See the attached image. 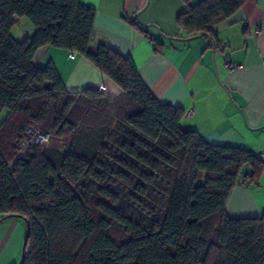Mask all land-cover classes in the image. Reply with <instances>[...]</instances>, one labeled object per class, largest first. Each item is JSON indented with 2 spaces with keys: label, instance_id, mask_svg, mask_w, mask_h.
I'll use <instances>...</instances> for the list:
<instances>
[{
  "label": "trees",
  "instance_id": "1",
  "mask_svg": "<svg viewBox=\"0 0 264 264\" xmlns=\"http://www.w3.org/2000/svg\"><path fill=\"white\" fill-rule=\"evenodd\" d=\"M184 2L178 25L215 45L214 25L247 0ZM95 16L80 0H0V219L28 224L23 264H264V216L226 209L245 168L257 184L264 162L184 130V111L161 104L130 57L91 48ZM18 18L33 37L12 36ZM45 46L84 56L122 94L69 92L52 63L35 65ZM29 129L59 147L17 158Z\"/></svg>",
  "mask_w": 264,
  "mask_h": 264
},
{
  "label": "crops",
  "instance_id": "2",
  "mask_svg": "<svg viewBox=\"0 0 264 264\" xmlns=\"http://www.w3.org/2000/svg\"><path fill=\"white\" fill-rule=\"evenodd\" d=\"M80 1L96 11L91 48L104 43L130 57L158 101L184 111V130L196 131L211 146L250 151L264 162V0H247L235 15L215 24V45L178 25L184 0ZM36 32L27 18H18L11 30L20 42ZM34 63L40 68L52 63L69 92L96 87L113 99L122 94L77 52L45 46ZM247 175L228 199L231 219L264 216V171L257 184H249ZM26 235L23 219H0V264L22 263Z\"/></svg>",
  "mask_w": 264,
  "mask_h": 264
},
{
  "label": "built area",
  "instance_id": "3",
  "mask_svg": "<svg viewBox=\"0 0 264 264\" xmlns=\"http://www.w3.org/2000/svg\"><path fill=\"white\" fill-rule=\"evenodd\" d=\"M229 68L231 70L233 69L232 66H229ZM50 142H51V138L49 136L42 135L36 129H29L27 132V140L19 144V153L17 158L21 157L31 146L34 145L48 146Z\"/></svg>",
  "mask_w": 264,
  "mask_h": 264
},
{
  "label": "rangeland",
  "instance_id": "4",
  "mask_svg": "<svg viewBox=\"0 0 264 264\" xmlns=\"http://www.w3.org/2000/svg\"><path fill=\"white\" fill-rule=\"evenodd\" d=\"M20 27H21L20 29H22V26H20ZM60 143H61L60 140H56V139H52V138H51V142L49 143L48 146H49V147L52 146V147H56V148H58L59 145H60ZM62 143H63V145H64V144H65V145L67 144V143H66V140H62Z\"/></svg>",
  "mask_w": 264,
  "mask_h": 264
},
{
  "label": "water",
  "instance_id": "5",
  "mask_svg": "<svg viewBox=\"0 0 264 264\" xmlns=\"http://www.w3.org/2000/svg\"><path fill=\"white\" fill-rule=\"evenodd\" d=\"M5 219H8V218H4L3 220H5ZM28 231H29V226H28V224H27V235H26V239H25V242H24V246H23V253H24V250H25V248H26V244H27ZM23 263H24V261H23V259H22V263H21V264H23Z\"/></svg>",
  "mask_w": 264,
  "mask_h": 264
}]
</instances>
